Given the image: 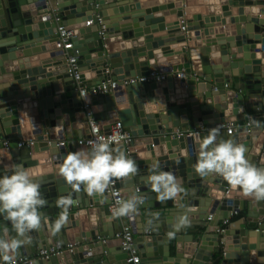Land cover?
<instances>
[{"label":"water","instance_id":"1","mask_svg":"<svg viewBox=\"0 0 264 264\" xmlns=\"http://www.w3.org/2000/svg\"><path fill=\"white\" fill-rule=\"evenodd\" d=\"M164 1L0 0V171L17 164L30 169L48 202L39 210L40 228L29 234L30 242L13 259L73 244L72 251L37 258L33 264H129L120 240L113 239L115 247L103 242L123 229L121 218L111 213L110 196H89L83 186L74 189L59 175L67 153L88 149L77 140L90 131L84 103L74 100L78 84L68 73L58 40L60 18L75 30L82 82H103L110 76L107 68L119 81L115 91L85 100L104 131L120 121L134 136L128 145L111 147L137 164L136 174L114 179L126 199L140 201L126 217L143 264H264V201L235 196L238 189L221 177L195 171L200 142L222 122H233L236 129L222 130L218 138L242 144L249 162L264 168V0H222L217 9L202 8L204 17L195 14V1ZM161 11L167 12L156 14ZM184 17L186 34L181 31ZM102 25L107 27L106 41L99 35ZM172 61L179 62L165 65ZM183 69L187 79L175 78L173 73ZM152 71L168 77L124 83ZM226 83L233 88L214 90ZM183 130L193 135L179 134ZM33 136L34 145H18ZM62 138L74 144L61 145ZM139 146L145 152L133 155ZM154 164L181 182L183 191L176 198L161 201L147 185ZM61 197L74 203L53 234L64 212L56 203ZM241 210L247 212L244 221L220 224ZM182 216L189 223L177 230ZM146 228L153 234H145ZM6 230L15 235L10 222L0 217V234Z\"/></svg>","mask_w":264,"mask_h":264},{"label":"clouds","instance_id":"2","mask_svg":"<svg viewBox=\"0 0 264 264\" xmlns=\"http://www.w3.org/2000/svg\"><path fill=\"white\" fill-rule=\"evenodd\" d=\"M219 129L212 128L200 142V150L195 163V171L201 176H218L234 190H240L246 197L264 201V168L251 164L245 156L246 149L234 139H222ZM135 160L120 150L112 148L103 140L92 142L88 149L69 152L59 167V175L74 189L83 186L89 196H103L113 179L137 173ZM146 183L161 201L176 198L182 191V184L175 175L161 170L154 164ZM41 193V185L34 173L23 165H14L7 171H0V217L10 222L14 236L6 230L0 234V260L10 264L14 253L30 242L29 234L42 223L39 211L47 205ZM57 206L64 212L54 223L58 232L67 220V209L74 201L61 197ZM139 199L130 196L116 201L114 217L130 216L135 213ZM187 216H182L177 225L186 226Z\"/></svg>","mask_w":264,"mask_h":264},{"label":"built area","instance_id":"3","mask_svg":"<svg viewBox=\"0 0 264 264\" xmlns=\"http://www.w3.org/2000/svg\"><path fill=\"white\" fill-rule=\"evenodd\" d=\"M58 20V40L61 44V49L64 51V55L67 58V64H68V73L72 78H74L75 82L78 84V91L79 96L82 99L83 107L86 110V117L88 118L89 124H90V131L87 136H84L77 140L78 145L80 147H87L89 148L90 144L92 142H95L97 140H103L104 142L111 145H128L133 142L134 136L130 131H128L123 124L119 121L114 124H111L109 131H104L101 127V125L98 123V119L95 117V113L92 110L91 104L86 102L85 97L92 95H99V94H105L108 92L115 91L119 86V81L113 78V72L110 68H107L106 72L110 76L107 77L103 82L95 85L88 86L87 84H84L82 82L81 74V55L82 51L80 48L76 46L75 38L76 33L75 30L70 29L67 25H65L60 18H57ZM99 22H103L102 18H98ZM184 25L181 27V31L183 33L188 32V23L183 21ZM99 35L102 37L103 40L106 41V35H107V27L106 25H102L99 30ZM175 78L178 79H187V73L186 71L180 70L173 74ZM168 77V73H163L160 71H152L148 75H140L136 77H130L124 80L125 84H133V83H148V82H154V81H164ZM230 87V83H226L223 87L220 86H214L215 91H219L222 89H228ZM216 128L219 129V132L222 130H227L229 133H232L236 126L233 122H222L216 124ZM186 133L189 135H193V132L191 131H179V134ZM36 140L34 138L30 139H21L18 143V145L24 146V145H34ZM69 142L72 143L71 140ZM61 145L67 144L66 141H60ZM229 191H227L228 193ZM106 193L110 196V210L111 213L114 212L115 208L117 207L116 201L120 199H126L123 195V188L117 185V181L113 179V182L110 183L109 187L107 188ZM237 212V211H235ZM234 213V212H233ZM232 213V215H233ZM239 213V212H237ZM126 216H120L119 218H125ZM127 218V217H126ZM213 219V214L208 217V220ZM229 219L224 220V225H228ZM222 229L221 231H223ZM145 234L150 235L152 234L151 229H146ZM137 235L135 234L133 230V226L130 223H127L126 225H123V229L115 234L113 238H104L103 242L108 243L111 240H120L121 241V247L123 250L128 252L127 255V262L129 264H143L142 262V256L140 254L139 249L135 246V239ZM110 239V240H109ZM74 249L73 244H68L66 247H48L45 249H42L37 255L33 256H23V257H17L14 258L10 264H33L34 261L38 259H47L54 255H59L66 250L72 251Z\"/></svg>","mask_w":264,"mask_h":264},{"label":"crops","instance_id":"4","mask_svg":"<svg viewBox=\"0 0 264 264\" xmlns=\"http://www.w3.org/2000/svg\"><path fill=\"white\" fill-rule=\"evenodd\" d=\"M148 1V3H149V0H147ZM167 1H169V0H165L164 2H167ZM175 1V0H174ZM192 1H195V3H197L196 5H194V6H192V8H195V14H198V16H205V15H207V14H205L203 11H202V8H209V7H214V8H218L217 6H221V4H222V0H192ZM176 2V1H175ZM169 11V10H168ZM163 12H167V11H161V12H158V13H156V14H160V13H163ZM217 12V11H216ZM215 14V12H211L210 14ZM185 18V17H184ZM178 20V19H177ZM179 20H180V18H179ZM185 22H187V19L185 18ZM164 23H166V21H164ZM167 24V23H166ZM228 26H230V25H228ZM214 28H219V27H217V26H214ZM194 32V31H193ZM158 33V32H157ZM187 33V32H186ZM185 33V34H186ZM189 33H192V32H189ZM155 34L156 33H153L152 34V36H155ZM189 35V34H188ZM264 35V34H263ZM186 36V35H185ZM261 36H262V34H261V31L259 32V34H258V37L259 38H261ZM180 41V44L183 42V38H180L179 40H178V42ZM182 41V42H181ZM178 42H174V41H172V40H166V44H170V45H173V44H177ZM118 41H117V39H115V41H114V49L115 50H118L119 48H118ZM169 45V46H170ZM180 61V60H179ZM179 61H172V62H167V63H165V65H167V66H169V65H171V64H173V65H175L177 62H179ZM140 62V61H139ZM173 74H175V73H173ZM233 88V85L230 83V87L228 88V90H230V89H232ZM69 97L71 96V95H68ZM74 100H76L77 102H80V101H82V99H81V97L80 96H78V97H76ZM260 115H261V117H264V112L263 113H261L260 112ZM77 130V129H76ZM36 137V136H35ZM34 136L32 137V138H34L35 140H37L36 138H35ZM242 139L244 140L245 139V137H242ZM61 142L62 141H66V143L68 144V140L66 139V138H62V139H59ZM72 141V143L74 144V141L75 140H71ZM137 148V151H135V153H132L133 155H139V153L140 152H145V151H141V149H142V147L141 146H139V147H136ZM143 149H146V146H144V148ZM238 195H241V197L243 198V197H245V195H243V193L240 191V190H237L236 192H235V196H238ZM241 199V198H240ZM229 206H232V205H229ZM204 209H207V208H204ZM222 212V211H221ZM220 212V213H221ZM234 213H233V215H232V217L231 218H229V223H228V225L230 224V225H236V224H239L241 221H244L245 220V216H246V210H241V211H239V213H237V212H235V211H233ZM218 215L217 216H219V213H217ZM210 215H212V214H210ZM213 217H214V215H213ZM171 219H173V218H171ZM226 220V219H225ZM121 222H122V224L123 225H126L127 223H129L128 222V219L125 217V218H121ZM220 224H224V221H221L220 222ZM241 227H244V225H242ZM114 228V227H113ZM112 228V229H113ZM146 229H148V228H146ZM146 229H145V231H146ZM152 234H153V232H152ZM152 234H150V235H152ZM164 234H166V233H164ZM110 240V239H109ZM116 243V242H115ZM114 243V240H111L110 242H108L107 244L108 245H111L112 247H115L116 245H118L117 243L115 244Z\"/></svg>","mask_w":264,"mask_h":264}]
</instances>
